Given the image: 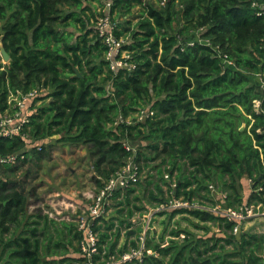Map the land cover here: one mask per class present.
Returning a JSON list of instances; mask_svg holds the SVG:
<instances>
[{
  "label": "trees",
  "instance_id": "1",
  "mask_svg": "<svg viewBox=\"0 0 264 264\" xmlns=\"http://www.w3.org/2000/svg\"><path fill=\"white\" fill-rule=\"evenodd\" d=\"M252 2L264 0H166L163 6L112 0L115 33L128 37L124 49L135 65L131 72H114L95 29L104 15V0H0V35L10 56L0 64L1 109L8 107L10 91L50 89L28 105L23 132L42 147L27 154L40 162L51 139L81 144L88 150L98 189L128 160L126 145L133 146L139 169L148 172L145 183L137 184H153L146 202L134 206L141 214L145 204L160 207L174 200L208 207L205 200L214 201L212 185L226 192V209L264 204V89L256 77L264 78V18L255 14ZM136 9L140 12L134 13ZM220 54L234 67H225ZM142 112L146 116L139 119ZM25 146L20 137H0L3 156ZM148 169L176 175V186L165 181V190L159 181H151ZM17 170L0 166V264H82L77 221L58 223L41 210L29 213V197L35 193L27 191L25 180L16 181ZM243 178L252 186L247 203ZM126 190L118 201L127 208L126 216L118 223L100 217L92 225L98 235L97 264L139 247L142 227L131 229L134 211L129 207L135 189ZM120 194L116 190L113 198ZM183 213L200 225L217 227L220 234L200 236L177 226L167 246L161 236L145 242V254L150 248L157 257L122 264H264V233L237 237L236 220L204 209L161 214L170 224ZM124 225L127 239L119 245ZM201 229L209 234V228Z\"/></svg>",
  "mask_w": 264,
  "mask_h": 264
},
{
  "label": "built area",
  "instance_id": "2",
  "mask_svg": "<svg viewBox=\"0 0 264 264\" xmlns=\"http://www.w3.org/2000/svg\"><path fill=\"white\" fill-rule=\"evenodd\" d=\"M165 3L166 0H161L160 4L163 6ZM111 6V0H104V15L100 17L95 24L96 33L107 47L106 59L109 62L110 69L114 72L120 70L131 72L135 69V65L133 62H130V54L124 49V47L129 44V39L124 36L117 37L115 32L118 30V21L113 20L111 17ZM251 8L257 16L264 18V3L252 2ZM193 43V41H189L190 45ZM220 57L225 67H234L233 62L228 60L226 56L220 54ZM256 77L261 87L264 89L263 75L258 74ZM41 92L42 90H34L23 94L20 93V91L16 93L10 91L7 102L8 107L2 110L0 106V137L6 139L20 137L26 144L24 150L21 152L6 156L0 154V166H17L26 160L27 153L34 147H36L37 150H41V144L32 143L23 132L25 125L28 123V116L30 114L28 105ZM145 116L146 113L142 112L139 119H144ZM126 149L131 152V155L128 157L124 166L112 178L106 181L97 193L91 195V201L86 211H84L85 215L78 217V230L82 234L79 243L82 264H97L95 257L99 254L98 235L93 231L92 225L97 218L104 217L107 214L114 192L116 190H126L141 180L142 172L135 161L136 150L129 144L126 145ZM165 177L168 178L169 175H165ZM170 185L171 187L176 186L175 182L170 183ZM177 208L204 209L239 222L240 220H247L259 215V211L264 208V204L258 206L252 205L250 207L241 206L238 210H233L231 208H221L219 205L204 207L197 203L174 200L162 206V209ZM238 224L239 223H237V226L234 228L235 234L239 231ZM139 247L133 251V254L128 256L129 260H131V257L136 258L142 253L143 244L140 249Z\"/></svg>",
  "mask_w": 264,
  "mask_h": 264
},
{
  "label": "rangeland",
  "instance_id": "3",
  "mask_svg": "<svg viewBox=\"0 0 264 264\" xmlns=\"http://www.w3.org/2000/svg\"><path fill=\"white\" fill-rule=\"evenodd\" d=\"M150 3L154 4V5H161L160 1L161 0H148ZM85 3H89V2H85ZM91 4H88L91 7H95L97 11L100 10V7L97 8V4L95 2H90ZM135 12H138V10H135ZM140 12V11H139ZM136 20H133V22H135ZM2 48H3V44H2V36L0 35V64H6L8 62H6L3 59L2 56ZM48 92H50V89H44L42 90L41 94L42 96H45ZM48 102V100H45L44 102L41 101H37L36 105L39 106L41 104H46ZM51 144H56V145H62L63 143H56L55 140L51 139ZM48 145V144H47ZM65 147V146H63ZM51 147L48 150V154L46 157L52 158V160H45L43 163L40 161L39 165H31L30 163H28L27 165H25L24 167L20 164V166L18 167V170L15 174V178L16 181H22L25 180V185L27 187V191H34L35 195L30 198V203L33 205H35V202L37 201V209H43V211H47L45 213L49 214L48 212H50V214L52 215L51 218L55 217L54 219H56V221H58V223H62V221L65 222H74L73 220L77 221L79 216H83L85 215L84 211H86L87 206L89 205V202L91 201V195L90 198H84L83 199V203L84 206H82L83 204H76V200H79L81 198L78 197V193L76 192V195H70V191L69 189H72L70 187V185L72 183H74L75 181L78 180V176H72L71 177V173L70 172H66L68 171V169L70 168H76L77 165L73 164L72 162H70L69 160H67L68 158L64 155L67 154V152L63 151L62 148V153L60 152L58 159H55L54 155L51 154ZM159 162V161H157ZM42 166L41 169H39ZM50 167V168H49ZM184 173H187V168L184 164H182ZM31 169V173L29 175V177L26 178L25 175V171ZM149 170V169H148ZM142 175H141V180L140 183H145V178L148 176V172L146 171H141ZM149 175H151L150 179L151 181H159L163 187L165 188V190L168 189V187L165 185L166 182L165 181H170L169 183H174L176 180V175H174L172 178L168 177L166 178L165 175H167V172L163 171L164 173L162 175H158L157 171L154 170L153 172L149 170ZM67 174V175H66ZM64 183H68L69 187L64 188ZM84 183V179L82 178V180L78 181V185H76L78 187V192H84V190H82L81 184ZM39 184H43V189L42 190H34V186L39 185ZM241 184H242V197L244 200L249 199L248 197H250V194L252 193V186H251V182L246 179V181H243V179L241 180ZM76 186L74 189H76ZM90 187H94L93 185H91ZM130 188L135 189L134 192H132L130 194V204L129 207L132 208L133 210H136L134 208V206H141L142 201L145 202V200H147L148 198V193L150 190L153 189V184H151L149 187H144L143 185L141 186L140 184H136L133 187L131 186ZM211 192H210V196L214 199V201H210V200H205L206 202V206L208 207H212L213 203H217V205H219L221 208L226 207V203L224 202V195L226 194V192H224L222 189H219L216 185H212V187H209ZM55 190L58 191L57 195H51L49 197H51L52 199L50 200V202H47V193L50 190ZM93 189V188H92ZM91 189H87L86 191H89ZM39 192V193H38ZM82 192V193H83ZM96 192V190L94 191ZM70 193V194H69ZM95 194V193H94ZM92 194V195H94ZM170 193L167 192V194L165 195L167 198L169 196ZM136 197H139L140 199H136ZM67 200L68 201H74V204H67ZM248 201V200H247ZM116 203V199L113 198L110 201V210L111 207ZM33 205H31V209L34 207ZM75 206H78L75 207ZM145 210L143 211V214L141 215V213L136 214L135 216V220L139 219V223L140 225L146 227V222H149V227L153 228V225L155 227L156 230L163 228V220L165 219L164 217H160V216H155L156 213L154 214H150L154 209H150L151 206L145 204L144 205ZM74 208L77 209V211L74 210ZM34 209V208H33ZM149 209V210H148ZM156 210H162V208H158ZM68 211V212H66ZM109 210H107L108 212ZM113 211V210H112ZM112 211L109 213L112 214ZM139 212V211H136ZM260 213H264V210L261 209L259 211ZM158 213V212H157ZM216 215H219L217 213H215ZM110 215V217H111ZM146 215V216H145ZM148 216H150L148 218ZM145 217V218H144ZM76 223V222H74ZM239 224V231L236 233L237 237H239V235L242 232L245 233H264V214H259L256 217L247 219V220H240L238 222ZM77 224V223H76ZM160 224V225H159ZM172 224L178 225L180 228L185 229L187 231H190L191 233H194L196 235H200V236H209L212 234H220L219 229H217V227L212 226V228L210 226L207 225H200L198 224V222L191 217L190 215H183V216H179L178 218L176 217L175 220L173 221ZM209 228L210 231L208 232L209 234H205L204 230H202L201 228ZM163 230V229H162Z\"/></svg>",
  "mask_w": 264,
  "mask_h": 264
},
{
  "label": "crops",
  "instance_id": "4",
  "mask_svg": "<svg viewBox=\"0 0 264 264\" xmlns=\"http://www.w3.org/2000/svg\"><path fill=\"white\" fill-rule=\"evenodd\" d=\"M136 10H138V9H136ZM139 11V10H138ZM51 141L52 140H50L49 142H48V144L49 145H51V149H52V151H51V154H53L54 155V157H55V159H58V157H59V154H60V152L62 153V148H63V151L64 152H67V154L66 155H64V156H66L68 159L67 160H71L70 162H72L73 164H76L77 165V167L74 169H72V168H70V169H68V171H66V172H70L71 173V177L70 178H72V176H78V180L77 181H75L74 183H72L71 185H70V187L72 188V189H69V191H70V195H76V192L78 193V197L79 198H81V199H79V200H76V204L78 203V204H83L82 206H84V203H83V199L84 198H90V195H92V194H94V193H97L98 192V186L96 185V183H95V178L97 177V175L95 174V172H94V170H93V168H92V166H91V164H90V161H89V158H88V150H87V148L85 147V146H83V145H81V144H69V143H65V144H63V146H65V147H63L62 145H56V144H51ZM60 151V152H59ZM47 159H49V160H52V158H49V157H44L42 160H41V162L43 161H45V160H47ZM26 161V162H25ZM24 162H22L21 163V165L24 167L25 165H27L28 163H30L31 165H39V163L40 162H35V161H32L31 159H30V155L29 154H27V158H26V160H25ZM42 162V163H43ZM18 167L20 166V164L19 165H17ZM17 166H14V167H17ZM40 168L39 169H41V167L42 166H39ZM50 168V167H49ZM29 171H30V173H31V169H28ZM27 171V170H26ZM67 175V174H66ZM29 177V176H28ZM82 178L84 179V183H82L81 184V187H82V190H84V192L82 193V192H78V187L76 186V185H78L77 183H78V181H80V180H82ZM243 181H246V178H243ZM91 185H93L94 187H90ZM136 185V184H135ZM43 184H39V185H36V186H34L33 188H34V190L36 189L37 191L38 190H42L43 189ZM64 188H67V187H69V184L68 183H64ZM75 186H76V189H74L75 188ZM134 186V185H133ZM132 186V187H133ZM93 188V189H92ZM87 189H91V190H89V191H86ZM96 190V192H94ZM120 192H121V194H120V196L118 197V198H116V203L111 207V210H110V206H109V211L111 212L112 210V214L113 215H111V213H109V211L107 212V214L104 216V218L106 219V220H109V219H113L116 223H118L120 220H122L125 216H126V212H127V208L126 207H124L123 208V206L122 205H120V203H118V201H122L123 200V196H124V193L127 191V190H119ZM39 193V192H38ZM58 194V191H55V190H50L48 193H47V195H46V197H47V202H50V200L52 199L51 197H49V196H51V195H57ZM31 198V197H30ZM30 198H29V207H28V212L29 213H36L38 210H41L42 211V213H45V212H47V211H43V209H37V201L35 202V205H33V203L31 204L30 203ZM249 198V197H248ZM248 200V199H247ZM247 200H245V202L247 203L248 201ZM144 202V201H143ZM146 202V201H145ZM144 202V203H145ZM67 204H74V201L72 200V201H68L67 200ZM31 205H33L34 207V209L32 208H30L31 207ZM119 205V206H118ZM154 205H155V203H151V204H149V206H151V208L150 209H154L150 214L152 215V214H154V213H156V215L155 216H160V217H164L165 219H162L163 221V228H161V229H158V230H156L155 229V227H154V225H153V228H151V227H149V222H146V227H144L143 225L141 226L140 225V223H139V219L138 220H135V216H136V214H140V212H136L137 210H133L134 211V214L131 216V219H130V221H131V223H132V227H131V229H134V228H137V227H139V226H141L142 227V232H140L139 234V237L137 238L138 240V244H139V249L141 248V246H142V244H143V247H142V253L139 255V256H137L136 258H132L131 257V260L133 259V260H135V261H138L139 263L140 262H142L143 261V258L146 256V255H156L155 257H157V254L156 253H152V250L150 249V248H148V250H147V254H145V250H146V248H145V242L146 241H148L149 242V239L151 240V239H154V240H158L159 238H160V236L164 239V242H163V246H167L168 245V242H169V239L170 238H173V236H171V230L172 229H175L178 225H175V224H172L173 223V221L175 220V218L177 217H179V216H183V215H187V214H177L176 216H174V218L172 219V221L170 222V224L168 223V219L166 218V215H164V214H161V213H163V212H165V211H168V210H172V209H162V210H156V209H158V208H162V206H160V207H154ZM255 206H258V205H262V204H254ZM252 206V205H251ZM75 207H77L78 208V206H75ZM122 207V209H123V211H122V213H118V210L120 209ZM177 209H179V208H177ZM263 210H264V208H262ZM74 210L75 211H77V209L76 208H74ZM149 210V209H148ZM66 212H68V211H66ZM158 212V213H157ZM49 213V215L50 216H52L51 214H50V212H48ZM259 214H264L263 212L262 213H260L259 212ZM110 215H111V217H110ZM142 215V214H141ZM146 216V215H145ZM258 216V215H257ZM150 216H148V218H149ZM256 217V216H255ZM145 218V217H144ZM129 220V219H128ZM169 224V227L165 230L164 228H165V226L166 225H168ZM160 225V224H159ZM179 227V226H178ZM180 228V227H179ZM162 229H164V231L162 230ZM181 230H185V229H182V228H180ZM129 230V228H126L125 227V225H124V228H122L121 229V235H120V239H119V245L120 244H124L125 242H126V231H128ZM184 237V233H181L180 234V236H179V242H181L182 241V238ZM136 238V236H132L130 239H135ZM133 251H135L133 248H131L130 249V252L128 253H125V254H123L122 256H121V258H119V259H115V258H113L112 260H111V262L109 263L108 262V264H122V263H125L126 261H130L129 259H128V256L130 255V254H133ZM101 257V256H100ZM97 260V263H99V259H96ZM103 260V259H102ZM164 261L165 262H167L168 261V257H166L165 259H164Z\"/></svg>",
  "mask_w": 264,
  "mask_h": 264
},
{
  "label": "water",
  "instance_id": "5",
  "mask_svg": "<svg viewBox=\"0 0 264 264\" xmlns=\"http://www.w3.org/2000/svg\"><path fill=\"white\" fill-rule=\"evenodd\" d=\"M111 1H112V0H111ZM1 53H2L3 59H4L6 62H8L9 59H10V56L8 55V53L5 51L4 48H2ZM75 71H76V76H77V77H81V74L79 73V71H78L77 69H75Z\"/></svg>",
  "mask_w": 264,
  "mask_h": 264
}]
</instances>
